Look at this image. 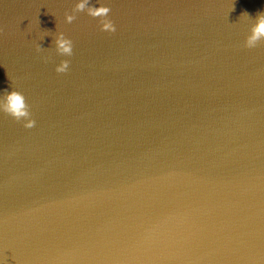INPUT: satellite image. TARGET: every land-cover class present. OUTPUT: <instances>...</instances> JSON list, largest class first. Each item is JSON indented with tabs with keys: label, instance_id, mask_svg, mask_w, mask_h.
<instances>
[{
	"label": "water",
	"instance_id": "water-1",
	"mask_svg": "<svg viewBox=\"0 0 264 264\" xmlns=\"http://www.w3.org/2000/svg\"><path fill=\"white\" fill-rule=\"evenodd\" d=\"M79 2L0 0V264H264V0Z\"/></svg>",
	"mask_w": 264,
	"mask_h": 264
},
{
	"label": "clouds",
	"instance_id": "clouds-1",
	"mask_svg": "<svg viewBox=\"0 0 264 264\" xmlns=\"http://www.w3.org/2000/svg\"><path fill=\"white\" fill-rule=\"evenodd\" d=\"M91 0H81L73 9V14H66V22L73 23L76 20V13L87 11L92 18H99L101 22V31L115 33L116 27L109 14L111 9L107 6H90ZM243 15H249L245 12ZM264 40V12H259L256 17V24L251 29V35L247 37L245 46L249 49L255 48L260 41ZM57 52L62 56L73 55V42L60 33L55 39ZM40 50V46L37 47ZM69 61H62L56 68L57 73H66L69 69ZM7 92V91H6ZM0 110L13 117L17 122L27 120L24 126L28 129L35 127V120L31 118L29 105L26 103L25 96L18 91H11L6 94L4 100L0 102Z\"/></svg>",
	"mask_w": 264,
	"mask_h": 264
}]
</instances>
